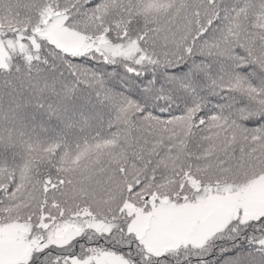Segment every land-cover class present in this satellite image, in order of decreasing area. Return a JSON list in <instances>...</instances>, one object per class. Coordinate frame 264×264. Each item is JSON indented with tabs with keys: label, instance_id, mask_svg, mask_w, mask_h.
I'll use <instances>...</instances> for the list:
<instances>
[{
	"label": "snow or ice",
	"instance_id": "obj_1",
	"mask_svg": "<svg viewBox=\"0 0 264 264\" xmlns=\"http://www.w3.org/2000/svg\"><path fill=\"white\" fill-rule=\"evenodd\" d=\"M144 3L0 0V264H264V0Z\"/></svg>",
	"mask_w": 264,
	"mask_h": 264
},
{
	"label": "trees",
	"instance_id": "obj_2",
	"mask_svg": "<svg viewBox=\"0 0 264 264\" xmlns=\"http://www.w3.org/2000/svg\"><path fill=\"white\" fill-rule=\"evenodd\" d=\"M158 3V0H145L144 6L142 11H147L149 9H153ZM29 131H31V129H29ZM39 130L37 129V132ZM53 133L49 132V136H51Z\"/></svg>",
	"mask_w": 264,
	"mask_h": 264
}]
</instances>
